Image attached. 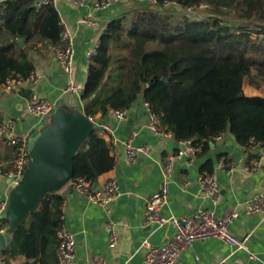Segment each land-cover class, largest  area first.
I'll return each mask as SVG.
<instances>
[{
    "label": "trees",
    "instance_id": "trees-1",
    "mask_svg": "<svg viewBox=\"0 0 264 264\" xmlns=\"http://www.w3.org/2000/svg\"><path fill=\"white\" fill-rule=\"evenodd\" d=\"M175 1L181 7L206 3L211 14L201 20L177 18L161 13L159 3H147L110 20L80 94L84 115H104L141 99L150 103L160 126L178 140L195 138L205 149L215 135L229 132L239 144L253 138L264 145V95H246L243 89L264 82V27L230 28L222 23L228 14L240 20H264V0ZM60 30L54 4L1 0L0 84L34 70L33 43L55 45ZM114 79L118 86L103 95ZM109 150L110 144L93 125L72 158L71 179L94 182L110 170L114 161ZM62 202L61 194L47 192L10 234L1 249L2 260L18 255L29 259L44 254L50 244L57 247ZM6 224L0 217V227Z\"/></svg>",
    "mask_w": 264,
    "mask_h": 264
},
{
    "label": "crops",
    "instance_id": "crops-1",
    "mask_svg": "<svg viewBox=\"0 0 264 264\" xmlns=\"http://www.w3.org/2000/svg\"><path fill=\"white\" fill-rule=\"evenodd\" d=\"M148 1L122 0L101 10L77 6L68 0L55 2L59 17L67 24L72 35V73L65 75L54 56L52 46L37 40L33 43L31 55L34 70L41 77L35 84L26 82L11 91H6L0 84V122L13 121V132L25 136L27 140L39 131H47L53 123V113L44 116L30 114L26 102L32 93L52 101L55 108L67 113L68 118H73L79 111L83 112L80 94L65 92V86L73 82L83 88L89 77L90 66L86 53L97 45L110 20L129 13L135 4ZM86 14L95 19L94 26L79 22V18ZM250 87L255 86L246 84L244 93L256 94L257 91ZM92 118L99 135L110 144L109 154L114 161L113 167L98 175L94 182L99 186L107 179L115 178L118 194L110 201L106 211L77 192L67 189L66 185L55 191L63 196L62 226L74 234L76 241L75 264H93L98 257H102L105 264H145L144 242L160 245L174 231L171 224L143 223L145 202L162 181L168 184V196L161 207L163 216H187L200 207L212 208L216 214H222L227 207H231L238 216L229 224L230 232L236 237L248 234L247 250L234 251L216 237L194 240L180 252L173 264H264V215L246 214L243 204L246 198L264 190V157L258 155L256 150L239 144L231 133L226 132L221 140L210 141L208 147L202 148L192 160L185 157L173 159L170 170L166 171V156L180 145L174 136L157 135L149 129V116L143 100L131 102L122 119L117 118L112 110L104 115L97 113ZM103 124L111 129L115 144L110 143L109 136L102 128ZM74 126L82 131L85 129L82 121ZM127 139L135 146L147 145L149 151L137 154L132 163L128 162L121 145ZM12 158L10 147L0 149V202H6V206L10 204L15 186L20 183L15 184L14 179L7 174L11 169ZM220 159L230 169L229 172L218 166ZM246 166L252 169L247 171ZM202 169L212 171L219 184L221 196L215 204L200 192L196 178ZM0 217L7 220L5 229L15 219L13 212L9 213V218L4 213ZM109 223L114 225L117 233L113 246H109ZM2 235L5 240L4 246L0 242L2 264H57V247L54 244H50L44 254L39 252L36 257L27 259L24 255H18L7 261L2 260L1 249L8 244L11 236L5 231ZM250 253L256 258H251Z\"/></svg>",
    "mask_w": 264,
    "mask_h": 264
},
{
    "label": "built area",
    "instance_id": "built-area-1",
    "mask_svg": "<svg viewBox=\"0 0 264 264\" xmlns=\"http://www.w3.org/2000/svg\"><path fill=\"white\" fill-rule=\"evenodd\" d=\"M59 0H35L37 6L46 4H54ZM77 6H90L92 10H101L110 7L112 4L122 0H68ZM152 3H159L162 8L177 6L183 8L186 12H192L195 5H181L175 0H150ZM206 3H200L197 7H206ZM79 22L87 26H94L95 19L86 14L79 18ZM59 25L61 27L58 43L52 45V50L56 60L60 63L65 75H70L73 69L74 50L72 46V35L67 24L59 17ZM97 45L88 50L86 53L87 60L90 62L92 56L96 53ZM41 77V74L32 70L25 77L15 76L8 77L3 83L2 87L6 91H11L14 88L28 82L35 84ZM83 88L77 86L73 82L67 83L64 88L65 92L73 94H81ZM143 105L149 116V129L157 134L171 137L173 133L160 126L159 120L149 102L143 101ZM55 105L52 101L39 98L37 94L32 93L26 102L27 111L36 116H44L53 111ZM115 116L122 119L126 113V107H118L112 110ZM88 118L93 121L92 116ZM14 122L4 121L0 122V149L3 147H10L12 149L13 158L11 160V169L7 174L14 179V183H19L23 171L30 162V154L28 148V141L25 136L18 135L13 132ZM102 128L106 135L109 136L111 144H115L116 139L112 136V131L107 124H103ZM226 132H220L213 137L214 141L221 140ZM180 147L174 152L166 156L167 163L165 165L166 171L170 170L171 162L175 158L185 157L192 160L193 157L202 151L203 144L195 138L179 139ZM122 148L125 152L127 161L132 163L136 155L139 153H147L149 147L147 145H132L130 139L122 142ZM250 149L257 151V154L264 157V145L260 142L250 138L245 145ZM218 166L226 171L225 162L220 159ZM252 167L246 166V170ZM0 172H2V164L0 163ZM199 185L200 192L209 198L212 204H215L221 196V190L216 180L215 174L207 169H202L196 178ZM66 187L85 197L88 201L103 207L108 211V204L118 194V182L115 178L107 179L102 185L96 186L95 182L77 177L70 179ZM168 196L167 181H162L159 187L149 195L143 208V223L144 225L156 224L164 225L171 224L174 228L173 233L167 240L160 244L154 245L149 242H144V263L145 264H173L184 249L194 240H205L207 238L216 237L221 239L226 245L236 250H247L246 241L248 234L242 237H236L230 232L229 224L238 216L237 212L231 207H227L222 214H216L214 209L200 207L192 211L187 216L181 217H165L161 214V207L166 202ZM246 214H262L264 215V190L256 193L243 202ZM63 204H61L62 208ZM6 202H0V214L4 212ZM62 210V209H61ZM62 218V215H61ZM109 229V246H113L117 240V233L112 223L108 224ZM5 231L4 227H0V234ZM57 248H56V262L57 264H75V245L76 241L74 234L64 228L63 226L57 231ZM251 258H256L254 254L250 253ZM93 264H105L102 257L95 259Z\"/></svg>",
    "mask_w": 264,
    "mask_h": 264
},
{
    "label": "water",
    "instance_id": "water-1",
    "mask_svg": "<svg viewBox=\"0 0 264 264\" xmlns=\"http://www.w3.org/2000/svg\"><path fill=\"white\" fill-rule=\"evenodd\" d=\"M18 44L23 45V40H18ZM162 80L166 81V77ZM51 113L53 123L48 130L39 131L27 140L31 159L20 183L14 188L10 204L3 212L6 218H9L10 212L15 217L14 221L9 222L5 233L11 234L22 219L36 209L47 192L59 190L71 179L72 158L93 126V122L82 111L73 118H68L67 113L59 108H54ZM79 121L85 124L83 131L74 126ZM197 138L200 139L199 136ZM2 234L0 242L4 246Z\"/></svg>",
    "mask_w": 264,
    "mask_h": 264
},
{
    "label": "rangeland",
    "instance_id": "rangeland-1",
    "mask_svg": "<svg viewBox=\"0 0 264 264\" xmlns=\"http://www.w3.org/2000/svg\"><path fill=\"white\" fill-rule=\"evenodd\" d=\"M147 3H149L150 5L154 4L151 1H148V2L141 3V4H135L134 8H133V6H132V8L133 9H135V8L140 9V8L146 6ZM158 10L161 13H166V14H169L173 17L178 18V17L188 15V16H190V18L197 19V20L205 19L211 14V9L208 8V6L196 7L192 12L191 11L186 12L185 10H183V8H180L177 6H171V7H166V8H162L160 6L158 8ZM222 23L226 24L230 28H239L240 26H244V25H247V27H250V28H255L256 26L264 27V20L260 21V20H257L255 18L250 19V20H240V19L233 18L231 16V14H228L224 18H222ZM256 28H258V27H256ZM259 36H262V35H259ZM0 41L3 42V37L1 35H0ZM120 52L122 54L124 51L120 49ZM117 81H118L117 79H114L112 81V83L109 84L110 89L109 88L104 89L102 94L106 95L109 92H111L112 89L116 88L118 86ZM250 88L257 91L256 94H254V95H264V82L262 84L258 85L257 87H250Z\"/></svg>",
    "mask_w": 264,
    "mask_h": 264
}]
</instances>
